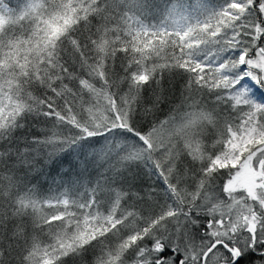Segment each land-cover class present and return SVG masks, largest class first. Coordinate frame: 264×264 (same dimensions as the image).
I'll return each instance as SVG.
<instances>
[{"label": "snow or ice", "instance_id": "1", "mask_svg": "<svg viewBox=\"0 0 264 264\" xmlns=\"http://www.w3.org/2000/svg\"><path fill=\"white\" fill-rule=\"evenodd\" d=\"M0 264H264V0H0Z\"/></svg>", "mask_w": 264, "mask_h": 264}]
</instances>
